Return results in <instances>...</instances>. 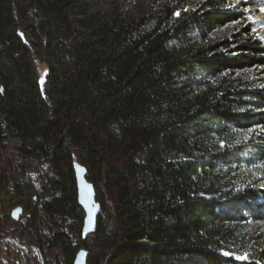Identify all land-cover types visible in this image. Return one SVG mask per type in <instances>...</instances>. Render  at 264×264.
Returning a JSON list of instances; mask_svg holds the SVG:
<instances>
[{
  "label": "trees",
  "instance_id": "1",
  "mask_svg": "<svg viewBox=\"0 0 264 264\" xmlns=\"http://www.w3.org/2000/svg\"><path fill=\"white\" fill-rule=\"evenodd\" d=\"M159 1L121 20L84 0H0V151L18 140L42 165L13 183L16 226L41 260L264 264V235L248 232L264 222V90L236 78L264 66V47L201 44L237 20L225 0ZM75 164L100 205L93 234Z\"/></svg>",
  "mask_w": 264,
  "mask_h": 264
},
{
  "label": "rangeland",
  "instance_id": "2",
  "mask_svg": "<svg viewBox=\"0 0 264 264\" xmlns=\"http://www.w3.org/2000/svg\"><path fill=\"white\" fill-rule=\"evenodd\" d=\"M203 1L205 0H181L179 11L182 9L186 12L189 9L201 7ZM83 3L89 13L116 15L121 20L137 17L140 13L150 9L156 12L160 6L159 0H84ZM223 7L235 12L238 15L237 20L216 30L208 41L201 44L208 45L215 39H220L226 40L231 48L254 42L264 47V0H225ZM35 64L41 85L47 67L39 59L35 61ZM236 78L254 83L255 87L264 90V66L258 65L243 69L237 73ZM18 145V140H7L0 151V264H52L48 258L44 260L39 258L34 245L27 237L20 234L16 226V223L26 214V210L24 206L19 205L20 198L17 196L13 183L23 182L25 174L35 176L42 168L39 162L27 165L15 151ZM262 184L260 187L264 190V183ZM25 193L31 194L28 191ZM258 201L262 202V197H259ZM16 208H21L22 211L20 218L13 221L11 213ZM248 226L249 235L253 234L258 239L264 235V222L253 225L249 222ZM225 255L238 261L246 259L243 248L240 247L236 250L231 247Z\"/></svg>",
  "mask_w": 264,
  "mask_h": 264
},
{
  "label": "water",
  "instance_id": "3",
  "mask_svg": "<svg viewBox=\"0 0 264 264\" xmlns=\"http://www.w3.org/2000/svg\"><path fill=\"white\" fill-rule=\"evenodd\" d=\"M74 175L77 187V201L84 212L82 232L84 235L93 234L97 226V218L100 213V205L96 201L95 189L86 180V170L79 164L74 165ZM21 208H16L11 213L13 221H17L21 215ZM73 264H86V252H77Z\"/></svg>",
  "mask_w": 264,
  "mask_h": 264
}]
</instances>
